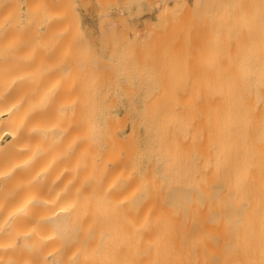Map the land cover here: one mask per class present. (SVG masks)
Returning <instances> with one entry per match:
<instances>
[{"label":"bare ground","instance_id":"bare-ground-1","mask_svg":"<svg viewBox=\"0 0 264 264\" xmlns=\"http://www.w3.org/2000/svg\"><path fill=\"white\" fill-rule=\"evenodd\" d=\"M0 264H264V0H0Z\"/></svg>","mask_w":264,"mask_h":264},{"label":"rangeland","instance_id":"rangeland-1","mask_svg":"<svg viewBox=\"0 0 264 264\" xmlns=\"http://www.w3.org/2000/svg\"><path fill=\"white\" fill-rule=\"evenodd\" d=\"M87 17V16H86Z\"/></svg>","mask_w":264,"mask_h":264}]
</instances>
